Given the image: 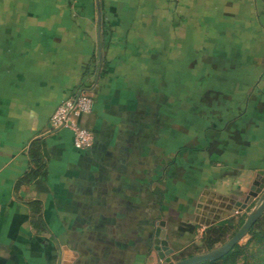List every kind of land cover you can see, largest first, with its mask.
Instances as JSON below:
<instances>
[{"label":"crops","instance_id":"1","mask_svg":"<svg viewBox=\"0 0 264 264\" xmlns=\"http://www.w3.org/2000/svg\"><path fill=\"white\" fill-rule=\"evenodd\" d=\"M154 29L163 31L160 56H168L172 43H190L188 58L223 61V78L235 80L236 106L246 108L223 129V152L212 160L217 166L190 165L189 180L185 165L176 163L175 193L182 196L193 181L221 188L229 181L239 197L234 203L242 204L244 182L264 171V0H0V264H39L23 246L27 219L36 230L25 203L36 201L48 229L47 210L59 230L83 241L101 228L110 231L118 241L114 258L104 256L110 264L146 263L132 248L135 219L128 206L136 177L141 188L152 185L149 100L133 61L143 59L136 55L143 46L158 42ZM174 57L183 60V51ZM87 90L95 110L81 124L94 142L81 151L70 131L51 130L50 119L65 100ZM217 136H205L213 150ZM174 139L176 160L180 154L184 161L183 135ZM35 143L46 176L19 185L34 168ZM227 194L217 201L227 203ZM98 220L109 224L99 227ZM74 252V264L105 261Z\"/></svg>","mask_w":264,"mask_h":264},{"label":"rangeland","instance_id":"2","mask_svg":"<svg viewBox=\"0 0 264 264\" xmlns=\"http://www.w3.org/2000/svg\"><path fill=\"white\" fill-rule=\"evenodd\" d=\"M153 31L151 38L156 37L158 42L147 44V48L143 46L141 50L145 51L136 53L137 56H143V59L133 61L142 71L136 79L139 84L144 85L149 100L147 105L151 114L149 125L151 126L152 185L150 189L141 188L139 177H136V187L129 193L128 207L131 216L135 219L132 248L136 251V255L144 254L147 259L145 264H174L208 253L229 241L257 206L260 195L257 197L250 195L255 178L252 182L248 180L244 182L241 188L242 204L239 201L234 203L236 197L231 194V189L227 186L229 181H223V188L215 184L210 186L203 184L204 186L199 187L198 182L189 181L192 184L188 188H183L182 196L175 193L176 185L180 186V182L177 183L175 179L176 163L185 165L183 175L189 180L193 173L186 167L190 168V165L199 167L209 163L211 166H217L219 163L215 165L213 161L219 159V154L223 152L221 136L223 129L231 120L241 117L246 108L236 106L234 101L236 92L231 90L235 87V80L232 81L229 77L223 78V61L211 62L188 58L192 55L190 43L182 45L172 43L165 51L168 56H160L163 53L161 50L163 46L159 44V36L163 31L159 29ZM167 38L170 39L171 36ZM177 49L180 53L183 51V60L175 59ZM209 70L211 74L208 73ZM90 92L85 91L93 96ZM161 115H164V118H161ZM175 135H183L184 161L180 154L176 160V150L179 147L175 148ZM206 135H220L215 141L216 150H213V143L209 145ZM165 181L167 186L161 187L159 182L165 183ZM226 191L229 195L227 203L217 201V195ZM121 199L123 200V197ZM236 200H239V197ZM122 206H127V203ZM47 211L45 219L50 229L45 225V231L29 230L30 220L27 219L28 232L26 231L23 237L25 251L28 247L32 248L39 258V264H63L66 257L65 248L72 252L78 251L84 257L93 254L96 257L102 255L104 257L108 254L114 258L112 251L115 250L114 244L118 241L110 231L108 233L101 228L100 234L92 238L94 240L90 238L92 241H89L86 237L83 241L76 235H67V230H59L55 220L49 218ZM95 221L93 220V223ZM64 222L66 221L62 224ZM97 222L99 227L109 224L107 220ZM157 227L167 230V241L174 251L163 260L154 250ZM250 238L249 235L247 240L240 244L244 251L229 259L227 264H257L260 258L263 259L264 239L248 242ZM104 260L101 264L112 262L109 258Z\"/></svg>","mask_w":264,"mask_h":264},{"label":"water","instance_id":"3","mask_svg":"<svg viewBox=\"0 0 264 264\" xmlns=\"http://www.w3.org/2000/svg\"><path fill=\"white\" fill-rule=\"evenodd\" d=\"M250 195L252 197L260 195L258 204L249 214L243 226L229 241L208 253L193 256L174 264H203L207 262H215L227 256L237 245H240L242 242L247 240L251 229L264 215V171H258L256 174L251 187ZM65 250L66 257L63 264H73L78 254L69 251L68 248H65ZM154 250L162 260L165 259V256L174 253V251L169 247V243L167 241V231L162 227H159L156 231L154 238Z\"/></svg>","mask_w":264,"mask_h":264},{"label":"built area","instance_id":"4","mask_svg":"<svg viewBox=\"0 0 264 264\" xmlns=\"http://www.w3.org/2000/svg\"><path fill=\"white\" fill-rule=\"evenodd\" d=\"M95 110V99L82 92L65 100L50 119L52 131H70L73 145L77 150H89L94 142L93 134L81 124V119L91 115Z\"/></svg>","mask_w":264,"mask_h":264},{"label":"trees","instance_id":"5","mask_svg":"<svg viewBox=\"0 0 264 264\" xmlns=\"http://www.w3.org/2000/svg\"><path fill=\"white\" fill-rule=\"evenodd\" d=\"M31 159L34 163V168L32 171L27 174L21 181L19 185H28L33 180L39 178V177H45V163L44 158L41 155V148L38 143L33 144L31 151H30ZM25 205L30 209L31 215H32V226L34 229L38 231H45V223L42 219V204L40 202H29L25 203ZM250 240L248 242H252L254 240L262 241L264 239V215L263 217L254 225V227L251 229L250 233ZM242 251H244L243 247L240 245H237L227 256L223 257L222 259L215 261V262H207L203 264H227L229 259H232L236 257L238 254H240ZM260 258L259 263L261 260L264 264V256Z\"/></svg>","mask_w":264,"mask_h":264}]
</instances>
